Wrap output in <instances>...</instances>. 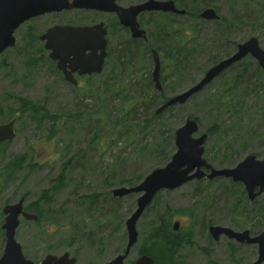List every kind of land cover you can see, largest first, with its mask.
Here are the masks:
<instances>
[{"label":"rangeland","instance_id":"rangeland-1","mask_svg":"<svg viewBox=\"0 0 264 264\" xmlns=\"http://www.w3.org/2000/svg\"><path fill=\"white\" fill-rule=\"evenodd\" d=\"M137 1L139 0H120L119 3L127 6ZM191 1L199 7L208 5L215 8L218 15L228 21L230 31H218V25L212 23L197 25L196 48L199 51L195 58H192V63L185 73L180 77L169 79V70L164 64L161 65L160 80H165L161 85L167 98L181 93L199 80L204 73L203 70L210 66L208 63L212 58L220 60L224 58L225 53L229 51L233 53L234 43L238 44L250 37H255L264 50V3L262 0H260L261 7L258 5V0H256L258 3L255 2L256 5H253V0H247L248 4L243 6V9L238 1L239 6L235 5L233 0H204L205 3L201 0ZM99 14L92 16L91 12L84 10L48 14L26 22L22 25L21 32L25 31L27 24L32 25L34 30L41 34L53 25H79L77 23L81 22L87 24L80 25H92L103 22L111 31L110 35H107V40L108 50L113 54L119 42L129 38V34L121 33L115 27L112 28L115 23L113 15ZM15 38L18 46L23 45L19 39V33L17 35L15 33ZM226 38L227 43L224 42ZM32 49L33 47L30 48V52ZM33 58L37 61L36 66L27 68L23 56H19L17 49L15 51L8 49L0 55V102L4 109L3 115L0 116V124L9 121V117H13L16 132L14 139L0 151V166L16 155H26L27 160L14 179L7 180L5 183L0 181V255L4 246V234L1 228L4 220L3 207L17 202L20 198H24L25 206L37 202L42 191L51 187L54 178L61 173V166L76 156L77 161L66 170L65 187L54 194L49 204L45 206L47 213L41 221V226L43 230L48 228L49 234L40 233L33 225L21 220L15 238L22 248L23 255L35 263L40 262L46 254L59 256L64 252L76 257L77 264L107 262L121 253L125 247L124 221L134 210L138 196L123 197L117 205L110 202L109 198L103 197L101 199L106 201L90 213L88 220L83 221L86 217L85 211L79 206L81 196L107 191L112 196L110 191L118 188L108 189L106 185L110 181L105 182L114 171L112 168L114 169L115 153L109 151L102 156L94 155L87 148L90 134L87 135L85 130L78 129L81 122L75 123V117H73L76 114L75 110L84 115L97 108L96 101L90 98L85 99L82 94H78V91L72 90L71 86L54 71L55 67L50 65L45 57L40 59L38 54H34ZM135 61L143 78H148V75L150 77L153 69L151 55H136ZM109 70L110 68L106 66L102 74L106 75ZM83 80H80V87H84ZM218 83L219 80L214 81L180 108L170 112V121L166 122L167 128L171 127L175 131L188 116L199 120L200 133H206L213 124L217 126L225 124L232 127L233 110L230 106H226L225 103L216 106V103L209 104L204 100L208 95L217 93ZM13 95L38 103L52 114L59 113L61 119L53 125L51 121H37V118L27 113H20L18 106L11 101ZM250 111L249 126L254 134L248 136L235 126L230 133L231 136L228 137L231 141L229 146L232 152L231 158L234 157V160H237L234 165L245 156L253 155L251 153L259 152L264 148V142L258 139L259 133L264 132L263 103L253 102V108ZM229 129L227 128V131ZM148 139L151 142L155 140L153 136ZM216 140H218L216 135L208 136L204 145L207 152L204 158L214 168H220L219 164L224 161L222 158L226 145L224 137L219 142ZM127 152H130V149H127ZM133 153L132 156L129 153L127 159L131 161L132 157H135L129 164L138 165L137 176L142 179L154 169L162 167L158 156L150 154L142 156L140 153V158H137V152L133 151ZM257 158L264 159L261 156ZM135 160L139 161L135 163ZM223 167L230 168L225 162ZM223 181L227 183L210 184V186L202 184L198 187L186 184L174 191L160 193L156 197L157 204L150 206L149 211H145L136 224L138 239L144 233L145 226L151 221L155 212L163 210L165 206L177 212L193 210L194 218L181 219L185 220L182 226L191 228V243L182 252L184 264H249L252 262L257 254L256 246L239 245L225 236L214 241L203 224L210 221L214 223L212 225L227 227L234 231H255L264 220V193L257 197L256 201L250 202L245 193L242 195L239 192V188L243 190L242 184H234L231 181L228 184V180ZM116 207L119 210L118 217L124 219L120 228H115L116 223L93 226V218L112 215ZM260 208L263 209L259 214ZM241 210H245L242 214H245V223H243L245 225L237 228L231 219L235 218L231 212ZM259 229L258 233L264 229V226ZM258 233L251 235L256 236ZM135 246L124 264H131L138 257Z\"/></svg>","mask_w":264,"mask_h":264},{"label":"trees","instance_id":"trees-1","mask_svg":"<svg viewBox=\"0 0 264 264\" xmlns=\"http://www.w3.org/2000/svg\"><path fill=\"white\" fill-rule=\"evenodd\" d=\"M174 1L177 2L179 7L185 9L186 14L184 16H174L163 13L141 15L139 24L146 32V40L143 41L141 39H132L130 36L129 38L127 37L125 41L119 42L113 54L108 50L109 53L105 60L103 71L106 69V66L109 67L110 70L106 75H103L102 72L99 75L86 77L83 80L84 87H80L79 85L75 87L71 86L72 90L78 91V94H82L85 99H94L96 105H98L96 109L84 115L79 114L80 111L75 110L76 114L73 117H75V123L81 122V124L78 125V129L80 131L85 130L87 135L90 134L88 135L87 148L91 150L94 155L102 156L109 151L115 153L113 159L114 169L112 168L114 171L109 178L107 177L105 180V182L110 181L106 185L108 189L119 186L133 187L141 181L142 177L137 176L136 172L139 168L138 165L135 166L134 163L129 164L133 162V158L135 159V157H132L131 161H129V159H127L129 158L127 157L129 153H131L132 156L134 154L133 151H136L137 158H140V153H142V156L149 154L158 156L163 166L167 163L175 150L174 131L171 127L167 128L166 122L170 121V112L181 106L176 105L160 114H155L156 108L161 105L167 97L164 94L162 85L161 92H158L154 88L151 75L150 77L148 75L146 79L143 78V75H141L138 69L137 61H135L136 55L144 56L147 54V56H149L150 50L154 49L160 55V64H164L169 70V79L180 77L185 73L187 67L191 65L192 58H195L199 51L196 48L198 45L196 44L198 24L212 23L216 26L218 25V31H230L228 21L223 17H220L218 21L212 22H203L198 18L200 10L208 5L199 7L193 4L191 0ZM201 1L204 2V0ZM233 1L237 6H239V2L242 9L243 6L248 4L247 0ZM262 1L264 3V0ZM255 2L257 1L253 0V5H256ZM258 2L259 6L262 5L260 0H258ZM88 12H91L92 16L100 15L97 12ZM114 19L115 23L112 28L115 27L119 32L124 34L127 33L128 35V31L119 25L115 17ZM77 24L87 23L81 22ZM21 27L16 31V35L19 33V39L23 45L18 46L15 44L10 49H12V51L17 49L19 56H23L25 60L24 64L27 68H34L36 66L37 61L33 58L34 54H38L40 59L45 57L50 65L55 67L54 62L48 58L42 42L39 41L40 32L35 31L34 27L30 24L26 25V29L23 32H21L23 29ZM107 29V35H110L111 31H109L108 27ZM227 41L228 39L226 38L224 42L227 43ZM235 46L236 43H234V47ZM29 47H33L32 52H30ZM230 54L229 51L225 53L223 57H227ZM218 61L217 58H212L208 64L214 65ZM54 71L62 78L61 73L57 71L56 68H54ZM204 71L205 70H203V72ZM217 80H219L218 85H216L217 93H214L215 95H208L204 100L209 104L216 103V106L222 103H225L226 106H230L233 110V126L230 127L225 124H223V126H217L213 124L206 130V133H204L207 135V138L213 134L216 135L218 137L216 142H219L220 139L224 137L226 150L222 158L224 161L219 164V167L222 168L224 162L232 167L237 160H234V157L231 158L232 152L229 150L231 141L228 137L229 135L231 136L230 133L235 126L239 131L241 130L242 133L248 136L254 134L249 126L251 122L249 112H251L250 109L253 108V102L255 101H260V103H263L264 107V73L251 57H246L222 73ZM164 81V79H161L160 84H163ZM11 101L18 106L17 109L20 113H27L37 118V121L48 120L55 125L56 121L61 119L59 113L52 114L44 106L28 100L27 98L13 95L11 96ZM3 111V105L2 102H0V116L3 115ZM188 118H192V116H188L187 119ZM12 119L13 117H9V120ZM192 119L197 122L200 130L201 125L199 120L196 117ZM227 128L230 129L227 131ZM151 136L154 137V142L148 139L151 138ZM156 136L158 138H156ZM258 139L264 142V132L259 133ZM7 144L8 143L0 144V151ZM127 149H130V152H127ZM206 154L207 152H205L204 149V156ZM251 154L256 157H264V148L260 149L259 152H253ZM124 156H126V158H123ZM26 161V155H16L5 163H2L0 166V181L5 183L7 180L10 181L14 179L23 169ZM76 161V156L66 161L61 166V173L54 178L51 187L42 191L37 202L25 206V210L31 214H35L38 220L36 222H24L33 225L40 233L49 234L48 228L43 230L41 226V221L47 213L45 206L49 204L54 194L65 187L66 170ZM137 161L139 160H135L134 162L136 163ZM133 175H136V177H132ZM223 180L228 179H202L192 181L188 184L196 187L202 184L210 186V184L225 183L226 181ZM229 183L230 180H228V184ZM239 192L242 195L245 193V191L240 188ZM160 193L162 192L156 194L145 211H149L150 206L157 204L156 197ZM131 196L132 195H129L127 197ZM103 197L109 198V201L116 203V205L121 199L110 196L109 191L105 193L95 192L89 196H81L79 198V206L85 211L86 217L83 221L88 220L90 213H92L94 209H98V207L106 201L101 199ZM111 205L114 206L113 204ZM262 209L263 208H260L258 210L259 214ZM116 210L117 207L114 209L112 215L107 214L104 215V217L93 218V226L96 224L103 226L116 223L115 228H120L124 219L120 216L118 217L119 210ZM244 211L245 210L231 212V215L233 214L235 217L231 219L237 228L245 225L243 224L245 223V214L242 215ZM194 216L193 210H191V212H177L168 206H165L163 210L157 213L155 212L151 221L145 226L144 233L140 236V239H138V244L135 246L137 256L148 255L154 260V264H184L182 252L189 247L191 243V228L182 226L185 220L182 221L181 219H192ZM176 221H178L180 225L178 230L174 231L173 224ZM212 224L214 223L208 221L203 224V227L206 229L212 226ZM261 226H264V220ZM261 226H258V229L250 233H258Z\"/></svg>","mask_w":264,"mask_h":264},{"label":"water","instance_id":"water-1","mask_svg":"<svg viewBox=\"0 0 264 264\" xmlns=\"http://www.w3.org/2000/svg\"><path fill=\"white\" fill-rule=\"evenodd\" d=\"M118 0H0V55L16 44L15 32L24 23L37 17L74 10L96 11L114 14L119 25L126 28L132 39H146L145 31L140 27L137 17L143 12H167L183 15L184 11L176 8L172 0H145L128 7L117 4ZM204 20H218L212 8L201 12ZM48 58L55 63V68L64 80L72 86L77 85L73 76L99 75L103 71L107 55L106 28L103 22L92 25H53L39 36ZM153 69L151 80L154 88L160 92V59L156 50L150 51ZM250 56L264 73V50L255 37L238 43L235 50L206 70L202 77L187 89L168 97L159 105L155 114H160L170 107L184 105L190 98L204 90L222 72L232 65ZM199 131L197 122L188 118L174 131L175 151L162 167L154 169L133 187H118L111 191L114 198L137 195L135 208L124 221L126 244L123 251L111 260L96 264H124L132 248L138 242L136 224L153 198L161 191H174L187 183L203 178L229 179L240 183L251 202L264 192V159L247 155L230 168H214L203 157V145L206 135L194 136ZM15 120L0 124V144L9 143L15 137ZM255 189L257 191L255 192ZM24 198L3 207L4 215L1 226L4 234V246L0 255V264H77V259L64 252L61 255L46 254L40 262L27 259L22 252L15 234L20 220L36 222L38 217L25 210ZM179 222L173 224L177 231ZM210 237L217 241L221 236L241 245L256 246V258L250 264L264 263V229L256 236L248 230L234 231L227 227L212 225L208 228ZM131 264H154L148 255H140Z\"/></svg>","mask_w":264,"mask_h":264},{"label":"flooded vegetation","instance_id":"flooded-vegetation-1","mask_svg":"<svg viewBox=\"0 0 264 264\" xmlns=\"http://www.w3.org/2000/svg\"><path fill=\"white\" fill-rule=\"evenodd\" d=\"M144 1H145V0H139V1H137V2H134L133 4H128L127 6H124V7H128V6H131V5L140 4V3L144 2ZM158 1H168V0H158ZM172 1H173V3L175 4L176 8H178V9L184 11V14H183V15H177V14L167 13V12H143V13H141V14L137 17L138 22H139V18H140L141 15H147V14H150V13H163V14H171V15H174V16H184V15L186 14L185 9L182 8V7H179L176 1H174V0H172ZM119 2H120V0L117 1V4L120 5ZM121 6H122V5H121ZM208 8H212V9L216 12V14L218 15V13H217V11H216L215 8L208 6V7L203 8L202 10H200V12L198 13V18H199L200 20H202L203 22L218 21L219 19H218V20H204V19H202V18L200 17L201 12H202L203 10H205V9H208ZM103 14H106V13H103ZM218 17L220 18L219 15H218ZM68 25H72V24H68ZM104 26H105L106 30H108V29H107V26H106L105 24H104ZM140 27H141V26H140ZM141 28H142V27H141ZM142 29H143V28H142ZM143 30H144V29H143ZM144 31H145V30H144ZM145 34H146V32H145ZM141 40H143V39H141ZM145 40H146V39H145ZM145 40H143V41H145ZM236 45H237V44H236ZM235 47H236V46H235ZM108 53H109V51H108V45H107V55H106V58H107V56H108ZM159 58H160V55H159ZM105 60H106V59H105ZM160 63H161V58H160ZM215 64H216V63H215ZM236 64H237V63H236ZM234 65H235V64H234ZM211 66H212V65H210L206 70H208ZM232 66H233V65H232ZM232 66H231V67H232ZM229 68H230V67H229ZM229 68H228V69H229ZM228 69H227V70H228ZM206 70H205V71H206ZM227 70H225V71H227ZM160 71H161V64H160ZM205 71H204V72H205ZM225 71H224V72H225ZM224 72H222V73H224ZM222 73H221V74H222ZM221 74H220V75H221ZM220 75H219V76H220ZM73 76H74V77L76 78V80H77V85H76V86L79 85L80 80L85 79L86 77H90V76H88V75L78 76L77 74H74ZM91 76H92V75H91ZM219 76H218V77H219ZM218 77H217V78H218ZM217 78H216L214 81H216ZM64 81H65V80H64ZM159 81H160V72H159ZM214 81H212L211 83H213ZM65 82H66V81H65ZM211 83H210V84H211ZM210 84H209V85H210ZM160 85H161V84H160ZM209 85H208V86H209ZM208 86H207V87H208ZM202 91H203V90H202ZM195 96H196V95H195ZM190 99H191V98H190ZM200 134H205V133H200V132L198 131V133L195 134L194 136L196 137V136H198V135H200ZM205 135H206V134H205ZM206 140H207V135H206ZM205 142H206V141H205ZM204 145H205V143H204ZM204 145H203V148H204ZM254 156H255V155H254ZM203 157H204V151H203ZM255 157H256V156H255ZM256 158H257V157H256ZM257 159H258V158H257ZM203 179H205V178H203ZM201 180H202V179H201ZM206 180H208V179H206ZM213 180H214V179H213ZM194 181H198V180H194ZM191 182H192V181H191ZM189 183H190V182H189ZM187 184H188V183H187ZM256 191H257V189H255V192H256ZM263 193H264V192H263ZM263 193H262V194H263ZM262 194H261V195H262ZM259 196H260V195H259ZM259 196H257V197H259ZM257 197H256V198H257ZM256 198H255V199H256ZM255 199H254V200H255ZM28 213H29V212H28ZM21 220H22V219H21ZM21 220H20V222H21ZM23 221H24V220H23ZM25 222H26V221H25ZM176 222H178V221H176ZM174 223H175V222H174ZM179 225H180V224H179ZM209 227H210V226H209ZM209 227H208V228H209ZM208 228H207V232H208ZM177 230H178V229H177ZM258 234H259V233H258ZM258 234H257V235H258ZM208 235H209V233H208ZM209 236H210V235H209ZM212 240H213V239H212ZM232 241H233V240H232ZM237 244H238V243H237ZM239 245H241V244H239Z\"/></svg>","mask_w":264,"mask_h":264}]
</instances>
